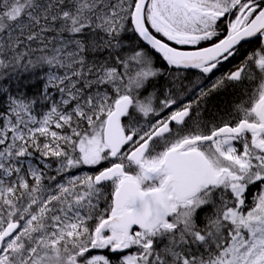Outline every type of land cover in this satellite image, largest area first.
I'll return each mask as SVG.
<instances>
[{"label": "snow or ice", "instance_id": "6c2138e0", "mask_svg": "<svg viewBox=\"0 0 264 264\" xmlns=\"http://www.w3.org/2000/svg\"><path fill=\"white\" fill-rule=\"evenodd\" d=\"M0 264H264V0H0Z\"/></svg>", "mask_w": 264, "mask_h": 264}, {"label": "trees", "instance_id": "16d2710c", "mask_svg": "<svg viewBox=\"0 0 264 264\" xmlns=\"http://www.w3.org/2000/svg\"><path fill=\"white\" fill-rule=\"evenodd\" d=\"M130 27V25H129ZM123 39L126 45L130 44L135 46L137 43L140 44L141 47H144V45L141 44V42L138 40L136 35L132 33H125L123 35ZM201 46H206V45H201ZM247 48V51H253L256 48L259 47V41L254 40L250 45L245 46ZM124 52L128 51V48L125 47ZM247 52H242V55L238 57V61L240 59H243V56L246 55ZM155 62H156V67L161 68L163 70V75L157 77L154 79L151 83H149L146 88L142 91L141 97L146 96L149 92L155 90L157 91L159 98H163V94L165 90L169 87H173L172 85V80L173 77L176 76V71L171 68L172 75H168V71L170 69V66L165 64L160 57H158L156 54H154ZM234 63H237L235 61ZM226 65L223 66L222 69H224ZM46 70V69H45ZM39 71V70H38ZM42 74V72H41ZM26 78L31 79V77H27V74H24ZM182 77V76H181ZM191 77H182V84H183V91L187 92L188 88L191 86ZM7 83V81H5ZM180 83V81H178ZM40 84L36 83L35 88H39ZM34 89H29V92L33 91ZM13 92H15V85H13ZM198 91L195 89L189 95L187 96V99H193ZM226 94V95H225ZM242 99H246V97L242 96L239 91H233L231 88L212 94L208 100L206 105H202V119L205 122H214L215 120H218L219 116L224 114L225 112L229 111L236 103H239ZM167 113H165L166 115ZM127 123V121H125ZM102 167H107V164H102ZM98 169V168H96ZM99 170V169H98ZM110 190V186H109ZM253 190L249 193V197L251 196V193H253ZM104 205L102 204L101 207ZM201 217H203L204 213L200 214ZM112 259L115 261L118 259L116 256H112Z\"/></svg>", "mask_w": 264, "mask_h": 264}, {"label": "flooded vegetation", "instance_id": "af4514ba", "mask_svg": "<svg viewBox=\"0 0 264 264\" xmlns=\"http://www.w3.org/2000/svg\"><path fill=\"white\" fill-rule=\"evenodd\" d=\"M235 61H237V63H238V59H235V60L232 61L231 64H227L224 69H222L223 66H224L223 65L218 72H215L213 74L212 78L214 79L215 76H219L222 72L229 71L233 67V65L236 64V63H234ZM181 76L185 77V78H187L188 76L191 77L192 78L191 79V84H192V82H194L196 80V78L199 76V72L197 70H195V69L189 70V71H182L181 72ZM209 83H210V81H204V86L207 87ZM196 90L199 91L198 88ZM53 167H55V165H53ZM89 171H92V169L89 168ZM78 173L79 172H77L75 170L73 171V174H78ZM51 174H54V173H51ZM251 195H252V193H251Z\"/></svg>", "mask_w": 264, "mask_h": 264}, {"label": "rangeland", "instance_id": "374dc122", "mask_svg": "<svg viewBox=\"0 0 264 264\" xmlns=\"http://www.w3.org/2000/svg\"><path fill=\"white\" fill-rule=\"evenodd\" d=\"M96 171H97V170H96ZM80 172H89V168H88V167H83V168H81V170H79V173H80ZM79 173H78V174H79ZM255 191H256V189L253 190V193H254Z\"/></svg>", "mask_w": 264, "mask_h": 264}, {"label": "water", "instance_id": "95a60500", "mask_svg": "<svg viewBox=\"0 0 264 264\" xmlns=\"http://www.w3.org/2000/svg\"><path fill=\"white\" fill-rule=\"evenodd\" d=\"M140 42H141L143 45H145L144 42H142V41H140ZM155 54H156V53H155ZM156 55H158L159 57H161L159 54H156ZM161 58H162V57H161ZM162 60H163V58H162ZM163 62L166 63V61H164V60H163ZM166 64H167V63H166ZM172 68H174V67H172ZM174 69H175V68H174ZM188 70H191V69H188Z\"/></svg>", "mask_w": 264, "mask_h": 264}, {"label": "bare ground", "instance_id": "6f19581e", "mask_svg": "<svg viewBox=\"0 0 264 264\" xmlns=\"http://www.w3.org/2000/svg\"><path fill=\"white\" fill-rule=\"evenodd\" d=\"M226 95V94H225Z\"/></svg>", "mask_w": 264, "mask_h": 264}]
</instances>
